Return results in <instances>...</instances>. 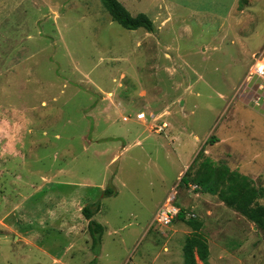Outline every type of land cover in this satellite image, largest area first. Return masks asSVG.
<instances>
[{
  "label": "rangeland",
  "instance_id": "374dc122",
  "mask_svg": "<svg viewBox=\"0 0 264 264\" xmlns=\"http://www.w3.org/2000/svg\"><path fill=\"white\" fill-rule=\"evenodd\" d=\"M118 1L152 32L123 29L101 0H0V264H182L191 230L152 224L173 190L208 264H264V230L179 183L206 159L264 188V105L241 85L264 0ZM178 132L195 142L187 161ZM94 203L93 251L81 209Z\"/></svg>",
  "mask_w": 264,
  "mask_h": 264
},
{
  "label": "trees",
  "instance_id": "16d2710c",
  "mask_svg": "<svg viewBox=\"0 0 264 264\" xmlns=\"http://www.w3.org/2000/svg\"><path fill=\"white\" fill-rule=\"evenodd\" d=\"M101 2L111 20L123 29L129 31L143 29L146 32H152L153 23L145 14L131 16L118 0H101ZM214 141L216 140L212 139L210 143L212 144ZM201 154L202 150L198 152L193 163ZM209 163L206 159L200 161L191 179L188 174L191 172V167H189L180 178L179 183L187 186L192 181L198 188L197 192L217 197L228 208L252 222L256 228L264 230V206L258 203V200L264 196V188L254 186L253 181L246 176L236 172L230 173L228 169L222 170V173H216L211 169ZM110 193L109 190H105L103 195H110ZM99 208L100 203H94L91 206L85 205L81 209V215L87 220V231L92 240L93 251L100 246L104 233L102 225L93 218L99 212ZM177 217L192 230L182 246L183 264H198V262L208 264L207 240L200 233L202 222L195 217L185 220L180 212ZM93 263L94 260L91 261V264Z\"/></svg>",
  "mask_w": 264,
  "mask_h": 264
},
{
  "label": "built area",
  "instance_id": "2783aa9c",
  "mask_svg": "<svg viewBox=\"0 0 264 264\" xmlns=\"http://www.w3.org/2000/svg\"><path fill=\"white\" fill-rule=\"evenodd\" d=\"M241 85H245V89L249 88V90L253 91L249 101L253 107L264 105V47L260 52L252 56V64L247 70ZM136 119L145 120V114H137ZM164 127L165 125L162 124L159 131ZM193 188L196 189L197 186L194 185ZM175 200L176 194L173 190L158 207L152 224H156L159 227H167L172 223L180 212L179 208L175 206Z\"/></svg>",
  "mask_w": 264,
  "mask_h": 264
},
{
  "label": "crops",
  "instance_id": "0c3cea01",
  "mask_svg": "<svg viewBox=\"0 0 264 264\" xmlns=\"http://www.w3.org/2000/svg\"><path fill=\"white\" fill-rule=\"evenodd\" d=\"M137 115V114H136ZM136 115H135V120L137 121V122H139L140 123V125L141 126H145V125H142V123L140 122V121H145V120H137L136 119ZM164 125H165V123H163ZM160 127L161 126H158V130L160 129ZM166 127H164V128H162L161 130H163V129H165ZM139 130V129H138ZM148 130V129H147ZM148 132L150 133L151 131H149L148 130ZM152 134V133H151ZM177 134V133H176ZM179 134V135H178ZM178 134L176 135V137H175V139H176V144H179V145H181L182 146V143H183V141L184 142H186L187 144H189L190 145V149L187 151V149L185 148H183L182 147V149H181V146L178 148V149H180L179 150V152H181V154H182V152L185 150V154L186 155H184L185 156V161H187L188 159H190L189 158V155L193 152V146H194V144H195V142L194 143H192V141H190V140H188L187 138L186 139H183V138H181V134H180V132H178ZM157 142V141H156ZM222 142V141H221ZM137 144H139V142L137 141L134 145H137ZM157 144H159V141L157 142ZM195 149L196 148H194V151H195ZM192 150V151H191ZM190 151V152H189ZM194 153V152H193ZM114 156V155H113ZM114 157H117V156H114ZM114 157L112 158V159H114ZM183 176V175H182ZM181 176V177H182ZM180 178V176H178L177 177V179H179ZM101 190H102V188H101ZM209 195V194H208ZM100 213L101 212H98V214H96L95 216H94V218L97 216V215H100ZM199 221V220H198ZM183 222V221H182ZM185 224V223H184ZM188 227V226H187ZM171 229H170V235H171V238L172 237H174V236H179L180 234H181V232H184V230H183V228H182V226H179L178 224H175V225H173V226H171L170 227ZM190 230H191V228L190 227H188ZM192 233V230L189 232V235ZM188 235V236H189ZM187 236V237H188ZM186 237V238H187ZM185 238V239H186ZM182 249V248H181ZM180 249V256H179V259L180 260H182V264H183V258H182V250ZM168 250V249H167ZM167 254L169 255V256H171V254H172V256H173V258H174V255H173V253L171 252V251H167ZM167 255V256H168ZM166 256V257H167ZM173 258H172V261H173ZM200 262H198V264H199Z\"/></svg>",
  "mask_w": 264,
  "mask_h": 264
}]
</instances>
